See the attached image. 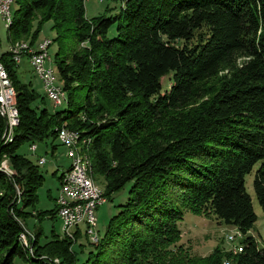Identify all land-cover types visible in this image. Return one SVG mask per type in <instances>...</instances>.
<instances>
[{
	"label": "trees",
	"instance_id": "trees-1",
	"mask_svg": "<svg viewBox=\"0 0 264 264\" xmlns=\"http://www.w3.org/2000/svg\"><path fill=\"white\" fill-rule=\"evenodd\" d=\"M12 1L9 47L35 45L52 20L66 106L46 107L45 94L19 78L10 51L0 53L18 111L9 139L0 114V163L10 169L0 168V264L16 256L27 264H264V240L247 234L258 216L245 179L255 168L264 213V0H118L119 13L92 18L85 0ZM61 128L82 141L89 181L102 184L106 200L130 184L80 262V228L74 241L54 229L45 243L40 228L20 237L27 218H55L57 207L36 209L40 164L18 149L55 141ZM184 211L237 228L238 253L217 246L191 255L180 243Z\"/></svg>",
	"mask_w": 264,
	"mask_h": 264
},
{
	"label": "rangeland",
	"instance_id": "rangeland-1",
	"mask_svg": "<svg viewBox=\"0 0 264 264\" xmlns=\"http://www.w3.org/2000/svg\"><path fill=\"white\" fill-rule=\"evenodd\" d=\"M15 4L13 1L10 4V12L12 16V12L14 10ZM84 7H85V15L88 18H92L99 15H105V16H113L120 11L121 2L118 0H105L103 2L98 0H85L84 1ZM34 25H36V21L33 22ZM53 22L52 20H49L45 22L42 25V28L38 34L37 41L41 40L43 38H48L52 41L50 47H49V56L51 57L50 65L54 69L53 66V56L54 53L57 52L59 41L53 40L56 32L54 29H52ZM115 26H112L108 31V36L112 37L115 35ZM35 43V42H34ZM62 50L65 48V44H60ZM9 48L8 40H7V28L5 26V21L1 18L0 15V53L4 52ZM64 51H61V54ZM29 63V61H28ZM26 62V60H23L22 64L18 66L19 71L24 72V77H21L22 81L26 80L31 81L33 87L36 89V91L42 96L44 95V91L42 86L40 85L39 79L31 73L30 67ZM55 82L57 85L61 86V84L58 81L55 69ZM8 76V75H7ZM162 87L168 88L170 86V79L169 75L164 76L161 79ZM46 107L49 109H63L66 104H62L60 106L54 107V105L45 98ZM38 146L37 154L42 155L45 159L44 164H40L39 168L43 175V181L41 186L37 190L38 194V203L36 205V209L38 211H44V210H50L55 205L53 202V197L56 195V193H59V180L58 175L62 171V169L67 166V164H70V160L67 158L66 149L63 145L57 144V141H52L51 138L45 139L44 141H39L35 143ZM32 144V145H35ZM29 143H24L20 146L18 149L19 152L25 154L28 156L31 160L35 161L36 156L34 153L29 151ZM52 145H55V151L56 155H53L51 153ZM31 146V145H30ZM37 162V160L35 161ZM2 163L5 164L6 168L9 166L7 164V160L4 158ZM1 165V163H0ZM58 168V169H56ZM10 170V169H9ZM6 170V171H9ZM54 171H56L54 173ZM54 173V174H53ZM57 173V174H56ZM255 168L246 175V185L248 192L250 193L252 197V205L254 208V211L256 212L258 218L256 222L254 223L253 227L247 232V234L252 235L258 242H262L264 240V213L258 204L255 194L253 191V178H254ZM94 184L99 187L101 190L103 189L102 184L99 181H93ZM130 184L128 183L125 185L120 191L116 192L111 196V199L106 200L104 203L99 205L96 209V218L97 223L95 226L96 232H98L99 236H101L106 226L110 220V218L115 215L118 212V204L124 203L128 196V189ZM26 225V239H29L28 237H33L35 234H37L39 228L42 230L40 232V242L45 243L48 241L51 236V232L54 229L56 233L61 234V222L58 218H48L45 217L42 220H39L36 217H29L25 221ZM81 232L77 235V238L75 240V233L73 236L69 239L75 240V244L73 246L74 250L78 254V261H82L89 252V245H86L87 242H89L88 237L86 235L85 231V225L80 224ZM178 226L181 230V237H180V243H182L185 247H187L188 251L191 255L196 256H206L209 254L215 247L219 246L223 252H228L232 254L238 253L236 251L237 246H239V241L244 236L237 228L226 225L223 222L218 221L213 216L206 217L203 215H197L190 211H184L183 218L178 222ZM75 227L71 229V232L73 233ZM42 234V235H41ZM98 236V238H99ZM231 236V237H230ZM232 238V239H231ZM79 243H83L82 249L80 250V247L78 246ZM43 258H50L47 254L41 255ZM54 262L58 263V258H54ZM228 262V261H227ZM229 263V262H228ZM12 264H27L25 260L22 258L16 256L13 259ZM225 264V261H224Z\"/></svg>",
	"mask_w": 264,
	"mask_h": 264
},
{
	"label": "built area",
	"instance_id": "built-area-1",
	"mask_svg": "<svg viewBox=\"0 0 264 264\" xmlns=\"http://www.w3.org/2000/svg\"><path fill=\"white\" fill-rule=\"evenodd\" d=\"M105 1V0H98ZM0 15L3 21L8 16L7 0H0ZM50 41L48 38H43L35 42V45H28L17 49L8 50L11 53V58L14 63L19 64L24 57L29 61L32 70H36V77L40 80L43 91L47 99L54 105L59 106V92L55 86V77L51 76L50 59H49ZM12 99L8 95V85L6 78L3 77L0 62V114L4 116L6 121L5 134L10 135L13 129H10V119L12 110ZM66 132L57 130V141L66 149L67 157L70 158V152L67 145ZM31 150L35 149V145L30 146ZM44 158L40 157L38 163H44ZM0 168L9 170L4 163H1ZM65 195H73V202H65ZM106 201L103 193H100L97 188V193H89L87 181L81 179L78 168L71 170V174L63 173V185L61 193H58L55 198L57 207V217L61 222V237L71 238L70 227H81L85 225L86 235L88 240L95 244L99 236L95 230L97 223L96 209L99 205ZM25 232L21 233L20 237H27ZM29 238V237H28Z\"/></svg>",
	"mask_w": 264,
	"mask_h": 264
},
{
	"label": "bare ground",
	"instance_id": "bare-ground-1",
	"mask_svg": "<svg viewBox=\"0 0 264 264\" xmlns=\"http://www.w3.org/2000/svg\"><path fill=\"white\" fill-rule=\"evenodd\" d=\"M11 2H12V0H7L8 16L4 20L6 28L9 26V24L11 22V18H12L11 12H10V4H11ZM49 41H50V45H51V40L49 39ZM28 45H30V44L27 43V42H16L13 45H11L9 48L10 49H17V48L25 47V46H28ZM49 59H50V62H51L52 59H51L50 56H49ZM1 71H2L3 77L6 78V82H7V85H8V95L11 98H13L12 99L11 119H10V129H13L18 124V111L16 109V105H15V101H14L15 92H14V89H13V87L11 85V82H10V80H9V78L7 76V73H6V71H5V69H4L2 64H1ZM33 71L36 74V70H33ZM51 76L55 77L53 68L51 69ZM55 86L57 87L58 92H59V99H60L59 106H60L65 101V93L63 92L61 87L56 84V82H55ZM60 132L68 133L67 134V145H68L69 151H71L70 152V160H71L70 168L67 171H65L64 174H71V170L75 169V165H76V167L78 168V171H79L81 179H84L85 181H87V187L89 188V193H97V188L98 187L96 185H94L92 182H90L89 178H88L89 160L86 157V155H84L81 152L80 143L83 144L82 141L79 143L78 135L75 132L67 130L66 128H61ZM10 136H11V133H10V135H8V139H9ZM62 185H63V174H62V177H61V186H60L59 193H61ZM98 189H99L100 193H103L100 188H98ZM65 202H73V195H65ZM72 228L73 227H70V236L73 234L71 232ZM98 239L99 238H97L96 242L98 241Z\"/></svg>",
	"mask_w": 264,
	"mask_h": 264
},
{
	"label": "crops",
	"instance_id": "crops-1",
	"mask_svg": "<svg viewBox=\"0 0 264 264\" xmlns=\"http://www.w3.org/2000/svg\"><path fill=\"white\" fill-rule=\"evenodd\" d=\"M8 49V48H7ZM2 53V52H1ZM23 60H26V62L28 63V59L26 58V57H24L23 59H22V61L18 64V66L19 65H21L22 64V62H23ZM29 64V63H28ZM29 67L31 68V66L29 65ZM30 71H31V73L35 76V74L33 73V71H32V68L30 69ZM18 75H19V78L20 79H22L21 77H24V79H26L25 77L26 76H24V72L23 71H19L18 70ZM36 77V76H35ZM24 82H27L26 80H24ZM39 82H40V80H39ZM40 85H41V82H40ZM42 86V85H41ZM57 140H55V142H56ZM57 144H59V142L57 141ZM28 149H29V151H31L32 153H34L35 154V156H36V159H35V161L37 160V163H38V159L40 158V157H43L42 155H38L37 154V150H38V146L35 144V149L34 150H31L30 149V145H29V147H28ZM51 153L53 154V155H56V151H55V145H52V149H51ZM44 158V157H43ZM68 158V157H67ZM45 160V159H44ZM68 160H70V158H68ZM71 161V160H70ZM46 161H44V163H45ZM44 163H42V164H44ZM70 164H71V162H70ZM70 164H67V166H65L63 169H62V171L60 172V174L58 175V180H59V186H61V182H60V179H59V176L61 175V173L68 167V165H69V167H68V169L70 168ZM56 169H58V168H56ZM68 169H66V171L68 170ZM56 171H54V173H55ZM53 173V174H54ZM57 174V173H56ZM58 189L60 190V188L58 187ZM56 196H57V193H56V195H54V196H52L53 197V202H54V204L53 205H55V198H56ZM56 218H58L57 217V214H56ZM25 227H26V225H25ZM27 228V227H26Z\"/></svg>",
	"mask_w": 264,
	"mask_h": 264
}]
</instances>
